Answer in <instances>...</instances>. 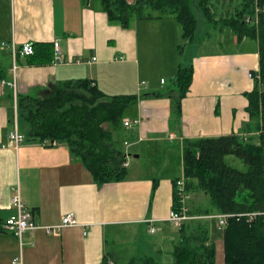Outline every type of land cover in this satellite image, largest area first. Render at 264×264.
Instances as JSON below:
<instances>
[{
	"label": "crops",
	"instance_id": "crops-1",
	"mask_svg": "<svg viewBox=\"0 0 264 264\" xmlns=\"http://www.w3.org/2000/svg\"><path fill=\"white\" fill-rule=\"evenodd\" d=\"M171 18L132 19L122 27L109 23L98 5L88 0H0V44L13 41L19 47L23 42L52 44L58 40L64 60L30 63L28 57L12 58L8 48L0 45V68L15 83L13 90L0 80V264H11L19 253L24 264H97L108 250V235L117 239L125 228L149 233L152 226V234L159 233L160 238L170 224L167 218L173 204V180L182 172L183 139L244 133L243 126L249 121L245 93L255 84L248 75L259 68L258 40L238 39L229 29L223 35L232 45L229 49L191 52L192 80L176 119L171 116L167 95H150L167 93L171 87L163 89L164 76L142 66L139 46L143 43L144 56H155L152 44L158 27L164 31L169 28L164 52L173 58L177 27ZM177 67L173 60L164 73L173 80ZM84 78L93 80L107 95H140L123 113L122 121L130 120L128 126L122 122L117 128L103 125L111 131L114 147L128 161L123 180L95 183L64 142L25 138L16 150L10 145L8 132L14 126L16 95L41 96L50 84ZM23 126L21 120L22 132ZM117 138L123 139V149L115 146ZM142 146L149 152L143 157ZM164 151L176 160L170 166L159 158L151 161L152 172L128 171V157L142 169L151 160V152ZM144 155L147 160H143ZM153 169L159 174L155 175ZM16 191L37 223H58L68 212L78 223L56 234L42 229L27 231L17 239L2 227L14 212L11 198ZM193 197L194 193L188 201L189 209L197 208ZM112 252L123 258L119 251Z\"/></svg>",
	"mask_w": 264,
	"mask_h": 264
},
{
	"label": "trees",
	"instance_id": "trees-1",
	"mask_svg": "<svg viewBox=\"0 0 264 264\" xmlns=\"http://www.w3.org/2000/svg\"><path fill=\"white\" fill-rule=\"evenodd\" d=\"M88 1L98 5L109 23L122 27H127L132 19L173 17L180 25L182 39L188 43L194 41L202 18L229 27L238 39L258 40V78L254 79L253 89L245 93L249 121L243 126L244 133L183 139L180 176L190 197L202 191L210 199V206L197 205L189 209L190 215H227L221 229L224 264H264V0H230L226 14L219 16L215 0ZM28 58L30 63L51 62L52 44H34V53ZM192 75L193 65L189 60L187 66L177 67L174 86L167 93H150L155 97L167 95L171 116L176 119L180 117L181 101L188 92ZM8 79L7 71L0 68V80ZM7 94L8 98L13 97L11 89ZM139 96L107 95L93 80L85 78L50 84L41 96L16 95L18 129L28 141L64 142L73 157L89 170L95 183L120 181L127 174L124 154L114 147L111 131L103 125L117 128L125 109L136 103ZM19 120L24 123L25 133ZM228 155L241 159L245 168L232 167L224 158ZM178 178L173 180L174 209L179 206L175 187ZM155 188L153 182V191ZM212 220L215 221L201 217L181 222L176 238L170 240L168 264H215ZM117 256L106 250L97 264H108L109 260L117 264L120 258ZM155 258L144 255L137 263L132 256L126 264H161Z\"/></svg>",
	"mask_w": 264,
	"mask_h": 264
},
{
	"label": "rangeland",
	"instance_id": "rangeland-1",
	"mask_svg": "<svg viewBox=\"0 0 264 264\" xmlns=\"http://www.w3.org/2000/svg\"><path fill=\"white\" fill-rule=\"evenodd\" d=\"M214 1V0H213ZM230 0H215L214 4H216L215 10L216 14L219 15H225L226 10L229 9L230 6ZM172 20L175 21V19L172 17ZM159 23H168V22H159ZM197 30L195 32L194 41L192 43H188L181 39V28L178 23L175 22V25L177 27V37L174 40L173 43V58L172 55L165 54L164 51H166V40L169 37V28L167 31H164L163 27L159 25L157 29V35L156 40L152 44V49L155 56L148 57L143 55V43H140V56L142 61V66L148 67L152 70V74H160L164 76V79L166 80V84L162 87L163 89H167L170 87H173V80L172 77L169 78L166 73H164V70L170 66V64L175 62L176 65L184 67L187 66L190 60V54L191 52H194V50H210V49H222L226 50L229 49L232 45L226 40L227 38L223 35L227 33V31L230 29L229 27L221 26L220 23L215 22H207L204 18L198 21ZM181 37V38H180ZM222 39V43L220 42ZM179 46L182 47L181 50L179 49ZM169 49V47H168ZM146 53V52H145ZM177 70V68H176ZM165 89V90H166ZM127 119V118H126ZM129 120V119H128ZM130 121V120H129ZM20 123V129H21V120H19ZM121 131V130H120ZM118 142L115 144V146L118 149H123L122 141L123 139L117 138ZM51 143L49 140H44L43 143ZM143 153L141 156L143 157V154L149 153L148 148L142 146ZM141 153V152H140ZM143 160H147L146 155H144ZM149 158V157H148ZM151 160L148 162L146 161L144 167L139 169L136 166V161L132 157H128V160L130 162V166L128 167V171L130 173H139L143 172L145 170L151 171L150 164L151 161L154 163L156 160L159 161V158L161 160H166L168 165L170 166L173 164L176 160L173 157V154H165V151L163 153H153L151 152L150 155ZM226 162L232 165V167H236L239 169H244L245 165L242 162L241 159H239L236 156L228 155L224 157ZM149 163V164H148ZM157 170V169H156ZM153 169V172L155 175L159 174L160 171H156ZM152 172V171H151ZM209 197L203 193L202 191H198L194 193L193 202L194 206L197 207L199 205L200 207H208L210 206V199ZM214 220H212L211 227V237L215 243L216 247V256H215V264H224V252H223V241H222V233L221 229L219 230L217 228L218 222H225L226 219L223 218L221 213H214L211 215ZM204 219H211V218H204ZM170 224L169 226L165 227V233L163 236L158 238L160 235L159 233L152 234L151 229L152 226L149 227V233L142 229L140 231H135L133 229H127L125 228L124 231H121L119 233L117 239L113 238L111 235H108V242H107V249L109 251H119L121 256L123 258H119V261L117 264H126L127 260L129 259V256H133L137 259V263L139 262V258L144 255H152L154 258H158L161 261V264H168L170 260V254L169 251L172 248L171 239L176 238V231L178 228V225L173 224L172 222L168 221ZM226 223H223L225 225ZM224 227V226H223ZM222 227V228H223ZM216 228L218 231H216ZM167 229V230H166ZM158 238V239H157ZM114 240V241H113ZM155 258V259H156Z\"/></svg>",
	"mask_w": 264,
	"mask_h": 264
},
{
	"label": "built area",
	"instance_id": "built-area-1",
	"mask_svg": "<svg viewBox=\"0 0 264 264\" xmlns=\"http://www.w3.org/2000/svg\"><path fill=\"white\" fill-rule=\"evenodd\" d=\"M264 7V6H263ZM58 40H54L52 42L53 46V58L52 62L54 63H61L64 62L63 56L61 55V51L59 48V43H57ZM1 47H7L8 50L10 51L12 58L18 56L22 57H29L33 55L34 53V45L31 42H23L19 47L12 41L9 44H6L5 42H1ZM94 60L95 57H92ZM71 61V60H69ZM15 66H13L14 70ZM255 74V76H254ZM250 78L255 79L256 77L258 78L257 73L250 72L248 75ZM3 83L8 85L10 88L15 90V83L13 80H2ZM163 82V81H162ZM141 84L144 83V81L140 82ZM17 106H16V98L14 97V103H13V111H12V122H13V127L12 129L8 132V139L10 141L11 147H13L15 150L17 149L18 145L22 143L25 140V136L19 131L18 129V121H17ZM122 124L124 126L129 125V120L128 119H123ZM54 142V141H53ZM128 166V161H124L123 166ZM176 192L179 198V206L174 208H171V211L167 218L168 221L172 222L173 224L179 225L181 222L190 220V219H195V218H213L211 215L207 216H195V215H190L189 212V194L185 191V185H184V180L183 177L180 176L177 181H176ZM11 207H13L14 212L5 219V221L2 223V227L5 230H8L12 232V234L17 238L21 239L23 234L27 231H32L36 229H42L44 232L48 234H56L59 233L61 228L66 227V226H73L76 225L78 222L76 221L75 215L71 212L64 213L61 215L60 220L58 223L52 224V225H43L37 223L33 219V215L31 210H29L25 204V202L21 199L18 191L12 196L11 198ZM223 215L222 217L226 219L227 215L226 214H221ZM224 222H218L217 223V228L222 229L224 226ZM154 229H151V232H153ZM11 261V264H24L23 261V255L22 253H19L16 257H14ZM108 264H115L112 260H109Z\"/></svg>",
	"mask_w": 264,
	"mask_h": 264
}]
</instances>
